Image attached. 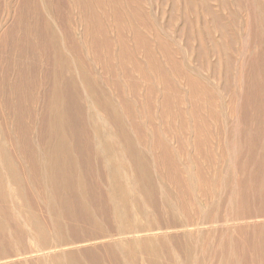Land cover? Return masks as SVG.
Segmentation results:
<instances>
[{
	"label": "rangeland",
	"instance_id": "374dc122",
	"mask_svg": "<svg viewBox=\"0 0 264 264\" xmlns=\"http://www.w3.org/2000/svg\"><path fill=\"white\" fill-rule=\"evenodd\" d=\"M0 261L264 264V0H0Z\"/></svg>",
	"mask_w": 264,
	"mask_h": 264
},
{
	"label": "bare ground",
	"instance_id": "6f19581e",
	"mask_svg": "<svg viewBox=\"0 0 264 264\" xmlns=\"http://www.w3.org/2000/svg\"><path fill=\"white\" fill-rule=\"evenodd\" d=\"M106 151H107V153L109 154V156H110V159L112 160V162H114L117 166H118V168H119V166H120V164H119V161L117 160V155H116V153L114 152V151H112V148L111 147H107L106 148ZM193 152V151H192ZM121 190V192H123L124 191V189L123 188H121L120 189ZM224 228V227H223ZM139 236H141V235H139ZM125 237V236H124ZM103 242V241H102ZM84 245V244H83ZM131 250L132 251H136L137 249L135 248V247H133V248H131ZM9 261V260H8ZM1 262V261H0Z\"/></svg>",
	"mask_w": 264,
	"mask_h": 264
}]
</instances>
